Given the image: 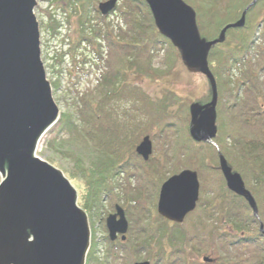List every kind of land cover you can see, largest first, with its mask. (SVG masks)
Returning a JSON list of instances; mask_svg holds the SVG:
<instances>
[{
	"label": "rangeland",
	"instance_id": "374dc122",
	"mask_svg": "<svg viewBox=\"0 0 264 264\" xmlns=\"http://www.w3.org/2000/svg\"><path fill=\"white\" fill-rule=\"evenodd\" d=\"M99 1L102 0L86 1V19L91 20V29H101L102 33L110 34L112 39L118 42L119 46L114 45V47L120 54L128 58V68L123 74H117L119 78L115 83H117L118 89L112 90L107 97L100 101L93 100L95 114L101 113V119L100 117L93 118V124L94 129L98 132L99 143L107 147L117 148L119 157L121 159L127 158L129 162L127 172L113 180V182H119V186L114 188L113 194L105 197L103 205H98L91 215L87 212L91 227V241L94 240L95 242L94 252L100 259L96 260V264H126L132 258L134 259L131 264L134 261H151L152 259H156L155 264H160V259L164 258L173 248L181 249L180 252L182 253V256H177L173 264H211L212 260L204 261L203 256L212 259L215 256L213 251L218 247L228 262L234 261L233 263L236 264L235 261L237 260L238 263L239 260L243 264H264V251L257 244L236 243L234 246H227L226 242H220L219 238L213 237L210 232L213 222L211 220H209L210 223L203 222L202 229L197 231L196 239L193 237L190 244L184 245L187 248H184L182 243L191 233L193 234L191 230L192 220H197L198 217L202 219L210 217L203 215L207 207L208 211L213 213L211 218H214L218 213L221 218L224 217L229 221L230 225L234 223L236 232L241 235L250 234L255 228L254 223L250 224L246 219L250 212L248 208L239 199L221 194L222 181L219 175L204 173L200 176L197 169L192 166L194 163L197 164L200 159L198 154L193 152L185 158L181 155L182 151H178L174 147L177 136L174 129L183 124H189L188 127H190V116L188 107L186 110V102H189L187 103L189 106L196 97L206 91L207 79L197 69L186 67L180 55L174 57L171 68L164 74L160 75L154 72V67L166 68L163 62L165 46L160 44L148 46L149 44L145 42L146 38H151L153 33L150 12L134 1L118 0L114 12L108 14L105 19L99 20L97 16L99 13L94 8ZM85 10L82 5L73 7L65 0H36L33 9L40 34V56L46 78L52 89V97L60 111L59 116L61 112L75 109L77 104L82 107L83 113L87 114V109L82 103L84 96L94 93L95 98L99 99L96 94L99 82H108L116 76L110 65L115 59V52H112L108 47L107 41L104 44L106 48L103 52V59L97 69L90 61L96 57L95 45L81 40L75 50V57L78 59L77 64H74L72 55L66 52L69 42L76 35L78 17ZM254 10L255 13L259 14L256 16L258 23H261V28L255 32L257 36H255L250 57L248 56L247 59L249 62L255 60L253 68L260 64V54L257 56V53L264 51V10ZM251 16L256 17L255 15ZM52 28L57 30V34L52 31ZM152 40L155 41L153 38ZM79 59L84 60L80 61ZM243 66V68L233 67L227 74L222 70L220 71L224 94L228 79L233 81L236 86V79L239 77L236 71L248 70L246 67L249 65L246 62ZM61 67L62 71L60 70ZM147 71L150 73L148 74ZM168 93L180 94V100L173 101ZM242 99L244 100L243 103L238 104L240 109L233 115H228L230 112L227 114L229 125L233 127L240 123L244 128L242 131L244 136L252 135L255 138H263L264 134L262 133L264 132H260V129L264 123V114L262 117H255L251 112L247 113L249 110L247 107L251 105L250 100L246 97ZM76 100L77 104H75ZM226 102L222 99L221 106L226 107ZM252 104L254 103L252 102ZM58 118L39 137L35 154L59 169L78 193L82 182L74 178L77 172L71 169L70 161L60 151L66 143L62 144L63 147H61L59 146L60 141H55L57 139ZM257 122L258 124H256ZM188 131L189 128L187 134ZM144 135H148L152 141V153L145 162L139 158L137 153L136 155L139 157L129 154L130 147L134 145L135 151L136 144ZM254 143L248 144L254 149L247 154L249 157H253V154L255 156L259 149H262V154H264V146L258 143L255 148ZM242 144L244 143L241 138H236L230 142V147L234 151L232 154L233 161L237 165H245L243 153L246 150L242 149ZM204 157L211 164H214L210 155ZM254 163L255 169H249L248 176L255 187L260 186L261 195H263L261 206L264 211V155L259 156L257 162ZM185 164L191 166L187 167ZM138 167L144 172V179L127 174L128 172H136ZM183 168H191L197 171L200 185L197 205L199 204L200 207L196 205L193 213L187 214L183 222L177 224L161 217L153 204L158 195L156 179L161 175L166 179ZM70 170H72L71 173H69ZM256 177H258L259 182L257 179L255 180ZM217 197L222 200L220 204H218ZM116 204L124 209L128 228L124 240H120L118 237L111 241L107 236L104 219L107 214L114 211ZM217 205H219L218 209ZM232 234L230 228L224 232V236L229 238H232ZM215 241L218 246H215ZM119 242L123 243L120 244ZM196 245H199V250H197ZM116 247L121 248V255L119 254L117 259L109 256L107 260L110 263L105 262L104 255L109 249L110 253L116 252ZM260 261L261 263H259ZM90 264L95 263L91 262Z\"/></svg>",
	"mask_w": 264,
	"mask_h": 264
},
{
	"label": "water",
	"instance_id": "95a60500",
	"mask_svg": "<svg viewBox=\"0 0 264 264\" xmlns=\"http://www.w3.org/2000/svg\"><path fill=\"white\" fill-rule=\"evenodd\" d=\"M144 1L155 27L179 50L186 67L197 69L207 79L210 100L188 107L189 136L217 149L226 187L241 196L258 217L254 196L214 141L217 84L208 62L211 46L224 41L227 29L244 25L248 8L257 0L210 40L200 35L195 10L184 0ZM117 3L102 0L96 9L107 16ZM35 5L36 0H0V264H86L91 245L87 212L78 205V193L62 172L35 155L39 137L59 116L40 56ZM135 152L143 160L149 158L152 141L148 135ZM198 198L197 171L184 168L161 183L156 210L165 219L181 223L195 209ZM104 221L109 240L125 239L128 221L120 205ZM203 260L212 259L204 255Z\"/></svg>",
	"mask_w": 264,
	"mask_h": 264
},
{
	"label": "trees",
	"instance_id": "16d2710c",
	"mask_svg": "<svg viewBox=\"0 0 264 264\" xmlns=\"http://www.w3.org/2000/svg\"><path fill=\"white\" fill-rule=\"evenodd\" d=\"M67 3L75 6L82 5L83 9H86V1H92V0H65ZM134 1L137 5H140V7H144L148 12L149 8L144 0H131ZM189 5H191L195 12H196V24L198 26L199 33L202 37H205L207 40L213 39L218 36L219 31L221 28L226 25L227 23L236 21L243 9L246 7V5L251 0H184ZM96 9V5L94 6ZM254 9H263L264 10V0H257V2L248 8L246 14H245V23L242 27L237 28H229L226 30L225 33V39L221 43H216L211 46L209 52H208V62L209 67L216 79L217 84V104H216V126H217V132L214 137V141L216 142L218 146V150L224 155L226 158L228 164L231 166L233 171H237L242 179L244 180V183L246 187L251 191L252 195L254 196L257 206H258V215L259 220L253 216L247 202L241 197L233 192L229 191L225 185L223 176L220 172L219 166H217L218 163V151L217 149L208 142H196L191 139L189 136V133L187 134L188 126L189 124H183L181 126H178L174 129V132L176 133V139L174 141V147L176 150H181V155L183 157L189 156L191 153L196 152L198 154V157L200 159L198 160L197 164L194 163L195 169L199 172L200 176H202L204 173H215L218 174L222 183H221V194H227L228 197L232 196L234 198L239 199L250 211L247 214V221L250 224L254 223V230L247 235H241L240 233L236 232V228L233 225H230V222L227 221L224 217H220L219 214L214 218H211L213 215L212 212L208 211V207L206 208L203 215H206L209 218L202 219L200 217L197 218V220H192L191 222V230L193 231V234L191 233L187 238L186 241H184L182 244L183 246L185 244H190L193 237L196 239V234L198 233V229L201 230L205 223H210L209 220L213 221L210 229V232L213 237L219 238L220 242H226L227 246H234L236 243L238 244H245V243H251V244H257L262 248L264 251V233H262L260 229V223L264 227V214L262 209V198L263 195H261L260 186L255 187L254 184L249 179V169H255V163L259 159V156H262V149H259L257 151V154L255 153V156L253 154V159L247 154L251 151H254L251 147L248 146L249 143L255 142L253 145L255 148L258 146V143L262 144L264 146V137L260 139L252 137V135L244 136L243 131V125L239 123L238 125H235L231 127L227 121L228 115L235 114V112L240 109L239 105L240 102L243 103L244 97L248 98L251 104L247 108L249 109L247 111L251 112L255 117H262L264 114V51H260V53H257V56L260 54L259 59H261L259 62H257V67L253 68L255 64L254 62H249L248 56L251 53V49L253 48V43L255 36V32L261 28V23H258L257 12L255 13ZM85 12V13H84ZM82 14L79 15L78 21H77V29H76V35L73 38L72 41L69 42L67 53H70L72 56V60L74 64L78 63V59L75 57V50L77 48V45L81 42V40H84L88 44L95 45L94 52L96 54L95 58H92L90 61L92 62V65L95 66V68L100 67V61L103 59V52L106 48L104 45L107 41L108 47L111 49L112 52H115L114 54V61L110 63L111 68L116 75L113 79H111L108 82H99L98 84V91H97V97L95 98V94H87L84 96V99L82 101L83 105L87 109V114L83 113V109L79 104H77V100L75 104H77L76 108L71 111L61 112L60 116L58 118V129L56 132L57 139L55 141H60L59 146L63 147L62 144L66 145L60 150L70 161L71 169L73 171H76L77 173L74 175V178L81 181L82 186L80 190H78V203L79 205L90 215L93 211L97 209L98 205H101L103 203L104 198L108 197L110 194H113V190L116 186H119V182L114 181L117 177L121 176L124 172H127L128 169V162L129 160L127 158L121 159L118 155L117 148H111L107 147L105 145H102L99 143L98 140V132L96 129H94L93 124V118H99L101 119V113L96 115L95 109L93 108V100H101L104 97H107V95L112 91L118 89L116 80L119 78L117 74H123L127 68H128V58L120 54L117 49L114 47V45H118L117 41H114L112 39V36L110 34L102 33L101 29H91L90 19H86V10ZM151 14V13H150ZM251 15H257L256 17H252ZM51 16V15H50ZM99 20L105 19L104 16L97 15ZM152 17V16H151ZM150 17V18H151ZM252 17V18H251ZM254 18V19H253ZM54 20V18H53ZM152 24V34L151 38L147 37L145 42L149 44L148 46H152V44L155 45H164V57L163 62L166 65V68L162 67H154L153 71L158 74H164L171 68L174 57L180 55L179 50L174 47L171 42L161 35L157 28L154 25L153 18L150 19ZM55 21V20H54ZM56 22V21H55ZM55 24V23H54ZM90 24V25H89ZM57 25V23H56ZM264 27V26H263ZM52 31L57 34V30L55 28H52ZM112 34V33H111ZM152 38L155 40L153 41ZM250 57V56H249ZM256 58V57H255ZM86 59V58H84ZM84 59L80 60L83 61ZM257 59V58H256ZM258 59V60H259ZM77 62V63H76ZM244 62H246L249 66L247 71L244 69L235 70L236 73L239 74V77L236 79V86L233 81L228 79L227 87L225 94L222 89L221 84V73L222 70L224 73H228L235 68H243ZM62 71V67L60 68ZM90 70V69H89ZM149 74L150 72L147 71ZM251 82V84H250ZM250 86H248L249 84ZM106 94L105 96H103ZM170 98L175 101L180 100V94H171ZM211 97V91L209 88V85H207L206 91L196 97L194 101H197L199 103L207 102ZM222 99L224 101H227L225 103V106L222 105ZM189 101V100H187ZM252 102L254 104H252ZM189 102H186V110L188 107ZM230 112V113H229ZM229 113V114H228ZM94 114V115H93ZM228 114V115H227ZM92 115V116H91ZM167 124V123H164ZM251 124H253L251 122ZM258 124V122L256 123ZM97 127V125H95ZM164 127V126H162ZM263 127V128H262ZM262 127L260 129V132H264V123L262 124ZM264 134V133H262ZM236 138H241L243 140L242 149L246 150L243 155L245 160V165H237L233 161L232 154H234L233 150L230 147L231 140H236ZM53 142V141H52ZM137 145V144H136ZM134 146V145H133ZM133 146L129 149L130 155H136V152L134 151ZM126 151V149H125ZM205 155H210L211 158L214 161V164H211L209 161L205 159ZM137 156V155H136ZM139 157V156H137ZM141 160L142 158L139 157ZM145 162L144 160H142ZM185 166L190 167V164H185ZM72 170L69 171V173L72 172ZM132 170V169H131ZM177 171V170H174ZM128 175H135L137 178L144 179L145 174L141 170L140 167L136 170V172H128ZM165 177L162 175L157 178L156 182V191L159 188V184L163 181ZM258 177L255 178V180ZM257 182L259 180L257 179ZM220 194V193H219ZM113 197V196H112ZM106 200V199H105ZM220 200V201H219ZM218 204L222 202L220 198L217 197ZM103 205V204H102ZM123 206H125L123 204ZM153 206H156V201L154 202ZM200 207V205H197ZM219 208V205H217V209ZM193 213V212H191ZM190 214V213H189ZM102 219V218H101ZM236 225V224H235ZM230 230L235 233L232 234V238H229L227 236H224V232ZM196 229V231H195ZM91 245L87 251L86 255V263L90 264L95 263L96 260H100L98 255L94 252V240L91 241ZM120 244L123 242H119ZM221 244V243H220ZM115 245V244H114ZM118 245V243H117ZM212 245V244H211ZM200 249L199 245H196ZM213 246V245H212ZM215 246H218V244L215 241ZM186 249L187 246H184ZM116 252L110 253L109 251L104 255V261L109 262L107 258L110 256L113 259H117L121 255V248L116 247ZM194 249V248H193ZM181 249L173 248L171 251H169L164 258L160 259V264H173L177 256H182V253L180 252ZM128 253V252H125ZM213 253H215V256L212 257L211 264H234L232 262H228L227 258H224V256L221 253L220 247L214 249ZM217 253V254H216ZM120 254V255H119ZM134 258L131 260H128L126 264H131V261H133ZM102 263V261H99ZM151 264H155L156 259H152ZM236 264H243V262L238 260L235 261ZM110 263V262H109ZM261 263V261L259 262Z\"/></svg>",
	"mask_w": 264,
	"mask_h": 264
},
{
	"label": "flooded vegetation",
	"instance_id": "af4514ba",
	"mask_svg": "<svg viewBox=\"0 0 264 264\" xmlns=\"http://www.w3.org/2000/svg\"><path fill=\"white\" fill-rule=\"evenodd\" d=\"M260 229H261L262 233H264V227L262 226V227H260ZM233 234H235V233H233Z\"/></svg>",
	"mask_w": 264,
	"mask_h": 264
},
{
	"label": "bare ground",
	"instance_id": "6f19581e",
	"mask_svg": "<svg viewBox=\"0 0 264 264\" xmlns=\"http://www.w3.org/2000/svg\"><path fill=\"white\" fill-rule=\"evenodd\" d=\"M97 6V5H96ZM97 10V9H96ZM51 92H52V89H51ZM60 112V111H59ZM36 155V154H35Z\"/></svg>",
	"mask_w": 264,
	"mask_h": 264
}]
</instances>
